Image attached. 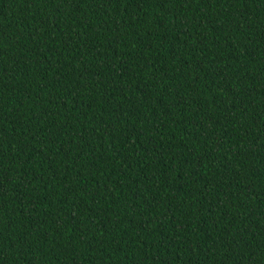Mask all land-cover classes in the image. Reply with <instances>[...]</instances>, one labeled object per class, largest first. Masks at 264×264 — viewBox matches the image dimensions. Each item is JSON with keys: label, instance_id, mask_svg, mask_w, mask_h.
Listing matches in <instances>:
<instances>
[{"label": "trees", "instance_id": "1", "mask_svg": "<svg viewBox=\"0 0 264 264\" xmlns=\"http://www.w3.org/2000/svg\"><path fill=\"white\" fill-rule=\"evenodd\" d=\"M0 264H264V0H0Z\"/></svg>", "mask_w": 264, "mask_h": 264}]
</instances>
